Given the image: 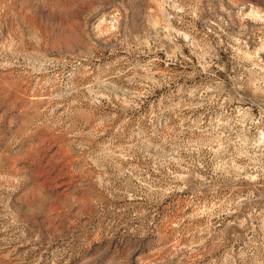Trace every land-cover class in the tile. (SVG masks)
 I'll return each instance as SVG.
<instances>
[{
    "label": "rangeland",
    "instance_id": "rangeland-1",
    "mask_svg": "<svg viewBox=\"0 0 264 264\" xmlns=\"http://www.w3.org/2000/svg\"><path fill=\"white\" fill-rule=\"evenodd\" d=\"M0 264H264V0H0Z\"/></svg>",
    "mask_w": 264,
    "mask_h": 264
}]
</instances>
